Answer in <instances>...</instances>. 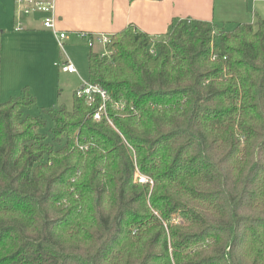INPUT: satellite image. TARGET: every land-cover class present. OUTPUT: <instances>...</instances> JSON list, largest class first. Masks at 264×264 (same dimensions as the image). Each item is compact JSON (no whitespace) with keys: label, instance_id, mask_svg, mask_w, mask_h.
<instances>
[{"label":"trees","instance_id":"1","mask_svg":"<svg viewBox=\"0 0 264 264\" xmlns=\"http://www.w3.org/2000/svg\"><path fill=\"white\" fill-rule=\"evenodd\" d=\"M158 37L89 47L98 121L76 89L46 132L28 86L0 100V264H264V18Z\"/></svg>","mask_w":264,"mask_h":264},{"label":"crops","instance_id":"2","mask_svg":"<svg viewBox=\"0 0 264 264\" xmlns=\"http://www.w3.org/2000/svg\"><path fill=\"white\" fill-rule=\"evenodd\" d=\"M263 2L57 0L56 27L66 32L65 43L71 41L72 44L84 43L77 37L78 32L112 35L128 25L158 37L167 31L173 18L205 20L218 26L233 24V27L238 23H251ZM15 12L14 0H0V100L5 101L28 86L36 97V105L52 106L59 102L56 76L69 74L54 65L56 60L62 59V54L54 35L43 26L41 14L22 15L23 29L15 31Z\"/></svg>","mask_w":264,"mask_h":264},{"label":"built area","instance_id":"3","mask_svg":"<svg viewBox=\"0 0 264 264\" xmlns=\"http://www.w3.org/2000/svg\"><path fill=\"white\" fill-rule=\"evenodd\" d=\"M56 3L57 0H14L15 5V31H20L23 29V23L21 21V16L25 15H34L41 14L42 24L43 26L51 31L54 35L57 45L63 55L61 60L54 62V65L64 73L69 74H77L79 75L77 68L70 61L64 51V39L66 37V32L58 30L56 27L57 14H56ZM77 37L83 40L88 47L94 46V44H100L103 46L104 51L102 54L107 53L105 50V45L110 40V34H90L86 32H78ZM90 36H94V39L91 40ZM80 77V76H79ZM81 78V77H80ZM82 81V84L76 88V94L79 96H84L87 100L92 101L94 97H98L100 99V105L97 111L93 115V119L95 121L100 120V116L105 113L106 100L108 99V94L106 90L99 85L89 83L87 80ZM106 114V113H105ZM109 121V120H108ZM110 122V121H109ZM111 123V122H110ZM141 181L144 179L141 177Z\"/></svg>","mask_w":264,"mask_h":264},{"label":"rangeland","instance_id":"4","mask_svg":"<svg viewBox=\"0 0 264 264\" xmlns=\"http://www.w3.org/2000/svg\"><path fill=\"white\" fill-rule=\"evenodd\" d=\"M258 13H259L258 15H260L261 18H264V2L261 3V8L259 9ZM232 25L231 24H223V25L219 24V27H221V29H224V30H231L233 27ZM157 38H159V37H157ZM63 42H64V51H65L66 55L68 56L70 61L75 65V67L77 68V71L79 73V75H77V74H72V75L59 74V76H56V82L55 83H56V86L59 90V102L64 103L67 107H70L73 89L77 88L78 86H80L82 84L81 80H83V81L87 80L86 54L89 50V47L86 45V43L84 41L83 42L85 44L84 43L82 44L81 42H80V44H78L76 42H75V44H72L71 41H68L67 43H65V39ZM92 49H93V51L100 52V53L104 51L103 46H101L100 44H97V43L94 44ZM58 51H60L59 48H58ZM62 58H63V55H62ZM56 61H58V60H56ZM26 113H29L32 116L45 117L41 113V105L40 104H37V105L35 104L30 109L26 110ZM45 118L47 119V127L45 129V132H46L47 129L50 126H52V122L47 117H45Z\"/></svg>","mask_w":264,"mask_h":264}]
</instances>
